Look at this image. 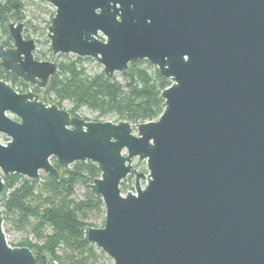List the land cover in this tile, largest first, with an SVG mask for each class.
Instances as JSON below:
<instances>
[{"label":"water","instance_id":"1","mask_svg":"<svg viewBox=\"0 0 264 264\" xmlns=\"http://www.w3.org/2000/svg\"><path fill=\"white\" fill-rule=\"evenodd\" d=\"M43 1L52 60L34 58L21 22L6 26L12 47L0 45V69L26 87L0 81V203L2 175L59 180L90 162L104 222L83 239L112 264H264V0ZM56 55L92 59L109 80L146 61L170 82L162 113L135 125L71 116L29 90L55 77ZM125 179L134 192L121 193ZM2 223L0 208V264H35Z\"/></svg>","mask_w":264,"mask_h":264},{"label":"trees","instance_id":"2","mask_svg":"<svg viewBox=\"0 0 264 264\" xmlns=\"http://www.w3.org/2000/svg\"><path fill=\"white\" fill-rule=\"evenodd\" d=\"M18 4L20 10L12 6ZM18 2L5 0L0 2V45L11 48L12 41L7 31L9 22H21L27 28L37 32L30 22L24 20ZM54 12L51 13L49 25ZM25 39H29L24 35ZM46 44H49L46 40ZM51 56L50 48L45 53L35 56L37 61L47 60ZM87 59L74 56L58 60V70L43 90L33 87L32 93L42 92L51 97L52 104L61 109V104L67 101L71 104L68 113L76 115L81 107L97 112L98 117L116 114L120 120L131 124L153 122L162 113L163 100L160 93L170 85L167 80L160 79L156 69L146 61L128 64L122 72L124 84L115 79H107L103 71L88 76L82 63ZM0 80L11 81V87H18L20 93L26 91L25 84L11 74L0 69ZM46 104L45 99H40ZM50 105V104H47ZM99 119L97 118L95 122ZM52 166L59 169L55 159L50 160ZM4 185L9 189L8 198L0 203L3 222L12 216L13 225L19 230L30 228L35 243L22 239L15 247L28 248L35 257V264H46L51 257L57 264H103L107 260L103 252L93 244L83 239L86 227L97 228L95 221L99 216L104 222V206L101 198L93 194L88 185L100 177L99 169L90 162L74 163L69 169L60 171L59 180L42 175L37 182L17 175H2ZM77 185L84 188L82 199L74 197ZM121 193L126 194L125 182L120 184ZM49 229V233L45 231ZM110 262V261H109ZM111 264V263H110Z\"/></svg>","mask_w":264,"mask_h":264},{"label":"rangeland","instance_id":"3","mask_svg":"<svg viewBox=\"0 0 264 264\" xmlns=\"http://www.w3.org/2000/svg\"><path fill=\"white\" fill-rule=\"evenodd\" d=\"M5 0H0V2H3ZM13 2H18L21 7V14L24 16V20L26 22H30V24L37 28V32L32 31L30 28L24 27L23 30V36L26 35L29 37V39L33 40L35 45L34 50V56H39L42 53H45L47 49L49 48V44H46V24L50 20L51 13L54 12V8L50 6L49 4L45 3L43 0H10ZM64 57L73 59V55H56L54 57V61L57 62L58 60H63ZM45 59L52 60V55L50 56L47 54L45 56ZM83 68L85 69V73L88 76H93L102 71V67L95 62L92 59H87L82 63ZM154 67L150 68L148 71L152 73L154 71ZM113 79H115L118 83L124 84V79L122 72H118L114 74ZM8 85H11V81L7 82ZM18 89L17 86H14ZM29 90L32 92L33 87H30ZM36 93V92H35ZM34 93V94H35ZM41 94L44 98H46L49 102L52 101L51 97L45 96L42 92H38ZM52 103V102H51ZM67 111L71 109V104L67 101H64L61 104ZM76 115L78 118H85V119H91L92 122H95V120L98 118L99 121H109V120H118L120 119L116 114H108L103 117H98V113L91 111L87 109L86 107H81L78 111H76ZM132 164L137 167L142 173L146 174V165L145 162H139L137 158H134L132 160ZM70 168V167H69ZM44 175L43 173H40V177ZM123 182H125V187L127 188V192H134V181L131 179H125ZM145 185L144 181H140V186L143 187ZM121 188V187H120ZM74 197L78 200L82 199L84 194V188L81 185H77L74 190ZM2 210V208H1ZM3 217V216H2ZM9 220L2 223V229L5 234V237L7 238L8 242L12 247H15L18 245V243L26 238L28 241L35 243V239L30 233V228H26L25 230H19L17 229L13 223H12V216H8ZM102 217H98L93 221L95 224L100 225L102 221ZM46 233H49V229L45 231ZM105 258H108L106 255H104ZM109 259V258H108ZM110 261V262H109ZM109 261L104 260L102 261L103 264H112V261L109 259Z\"/></svg>","mask_w":264,"mask_h":264},{"label":"built area","instance_id":"4","mask_svg":"<svg viewBox=\"0 0 264 264\" xmlns=\"http://www.w3.org/2000/svg\"><path fill=\"white\" fill-rule=\"evenodd\" d=\"M50 24V23H49ZM49 26V25H48ZM47 24H46V30H47ZM0 81H2V80H0ZM6 84H8L7 82H5ZM13 89H15L17 92H19V90L16 88V87H14ZM0 141L3 143V144H6L7 142H8V139L5 137V136H3V135H0Z\"/></svg>","mask_w":264,"mask_h":264},{"label":"flooded vegetation","instance_id":"5","mask_svg":"<svg viewBox=\"0 0 264 264\" xmlns=\"http://www.w3.org/2000/svg\"><path fill=\"white\" fill-rule=\"evenodd\" d=\"M15 10H16V11H19V10H20L19 6H18V7H16V8H15ZM29 88H30V87H29Z\"/></svg>","mask_w":264,"mask_h":264}]
</instances>
